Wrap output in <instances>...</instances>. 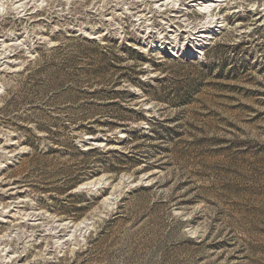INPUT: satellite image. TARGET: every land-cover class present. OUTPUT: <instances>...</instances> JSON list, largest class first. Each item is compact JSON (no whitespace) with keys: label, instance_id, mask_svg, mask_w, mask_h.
I'll list each match as a JSON object with an SVG mask.
<instances>
[{"label":"rangeland","instance_id":"374dc122","mask_svg":"<svg viewBox=\"0 0 264 264\" xmlns=\"http://www.w3.org/2000/svg\"><path fill=\"white\" fill-rule=\"evenodd\" d=\"M191 1L0 0V264H264V0Z\"/></svg>","mask_w":264,"mask_h":264},{"label":"bare ground","instance_id":"6f19581e","mask_svg":"<svg viewBox=\"0 0 264 264\" xmlns=\"http://www.w3.org/2000/svg\"><path fill=\"white\" fill-rule=\"evenodd\" d=\"M185 1V0H184ZM199 1L200 0H192L191 2H194L195 3V5H197V4H199ZM167 4H168V2H167ZM198 6V5H197ZM200 34H203V33H205L204 31L202 32H199ZM197 34V33H196ZM207 36H209V35H207ZM197 38V40H199V39H201V40H199V41H197L198 43H204V41H206L208 38H210V37H201V36H197L196 37ZM203 41V42H202Z\"/></svg>","mask_w":264,"mask_h":264}]
</instances>
